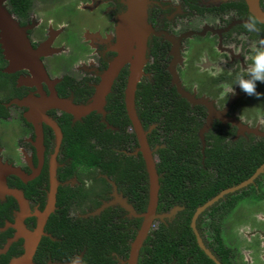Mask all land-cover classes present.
Wrapping results in <instances>:
<instances>
[{
	"label": "flooded vegetation",
	"instance_id": "obj_1",
	"mask_svg": "<svg viewBox=\"0 0 264 264\" xmlns=\"http://www.w3.org/2000/svg\"><path fill=\"white\" fill-rule=\"evenodd\" d=\"M0 7L22 27L43 69V75L36 73L32 66L30 70L22 67L6 72L8 63L0 48V178H3L0 183V257H6L5 264H8L10 259L23 254L24 240L18 235L19 231H35L38 215L48 205L51 176L55 183L52 210L45 218L36 247L42 238L54 240L45 225L48 218L59 211L69 219H87L105 209L118 208L120 220L138 219L140 224V218L128 216L117 204L96 213L102 204L113 199V192L132 205L97 169L82 164L72 167L63 148L62 125L65 122L69 127L83 124L89 116H96L103 129L133 133L124 105L127 125L114 126L105 118L111 114L110 101L121 98L123 104L129 64L121 65L112 79L104 96L102 114L91 110L76 118L46 103L52 96L73 106H84L91 101L102 74L118 57L122 46L119 23L126 11L124 0H22L20 12L11 11L9 0H0ZM250 15L264 21V0H147L146 3L149 32L145 38L141 75L133 92L137 119L139 85H152L154 77L161 73L168 92L163 100L166 106L173 96L181 100L184 124L195 129L201 168L205 169L206 149L214 148L215 153L224 149L231 159L234 150L241 149L245 157L243 172L237 175H233L236 169L229 164L220 175L218 163L211 162L207 171L211 170L213 180L219 175L233 181L195 207L189 218L194 242L211 264H264V83H257L260 97L248 96L235 85V95H224L225 89L234 84L235 75L245 72L251 62V49L264 36V22L258 25L259 35L243 27ZM128 49L132 52L136 46L131 43ZM138 121L147 143V136L151 131L158 132V125L151 122L143 127ZM171 128L172 132L175 127ZM207 134L212 138L206 139ZM158 146L150 148L148 145L153 154ZM136 148L137 142L133 154ZM4 167L15 172L6 173ZM98 179L108 184V192L98 193L102 189ZM233 187L231 192L219 195ZM12 192L23 198L25 209L19 206ZM214 197L216 199L197 213L193 221L210 258L198 247L190 224L196 208ZM174 207L178 209L173 215L153 221L148 232L159 222L165 227L171 224L183 210L182 206L156 212L167 213ZM132 209L136 214L141 213ZM35 250L31 257L33 264H68L72 258L82 257L79 252L69 260L60 261L46 254L37 257V263ZM109 257L112 264H126L127 255L122 259L110 252ZM189 258H185V264H189ZM167 264H173V260Z\"/></svg>",
	"mask_w": 264,
	"mask_h": 264
},
{
	"label": "trees",
	"instance_id": "obj_2",
	"mask_svg": "<svg viewBox=\"0 0 264 264\" xmlns=\"http://www.w3.org/2000/svg\"><path fill=\"white\" fill-rule=\"evenodd\" d=\"M9 3L11 11L22 10V0H9ZM165 85L166 80L161 73L154 77L152 85H139L141 89L137 92V116L143 127L151 122L158 125V132L151 131L147 136L150 148L163 145L154 150L155 170L158 175L155 211H167L173 206H182L183 210L171 224L165 227L159 222L148 232L139 249L136 264H167L170 260H173V264H185L188 256L189 264H211L194 242L188 226L189 218L195 207L233 181L222 179L219 175L213 180L211 170L207 171L211 162L215 165L218 163L222 170H219L220 175L226 171L224 168L228 164L236 169L232 171L233 175H237L243 172L245 157L241 155V149L234 150L232 159L224 149H220L219 153H215L214 148L206 149L203 160L205 169H202L195 129L184 124L181 100L174 99L173 96L166 106V101H163L167 98L165 93H168L164 89ZM169 92L174 95L173 90ZM110 98L111 96L107 103ZM108 108L111 114H107L105 118L109 124L118 127L128 124L121 98L110 101ZM84 121L83 124L76 123L73 127H69L66 122L62 125L64 155L71 159V166L82 164L86 168L97 169L115 184L116 189L137 212H143L147 200L146 174L139 153L132 152L136 147L133 133L103 129L96 116H89ZM171 127H175L172 132ZM205 138L211 139L212 136L207 134ZM97 181L102 187L98 193L108 192V184L102 179ZM101 197L104 198L102 195ZM118 210L105 209L98 216L87 219H69L63 211L54 213L45 225V230L54 240H40L35 250V262H39L37 257L40 255L49 254L51 258L61 261L69 260L79 252H82L84 264H112L110 252L122 259L126 258L139 220H120L117 217ZM5 263L6 257L1 256L0 264Z\"/></svg>",
	"mask_w": 264,
	"mask_h": 264
},
{
	"label": "water",
	"instance_id": "obj_3",
	"mask_svg": "<svg viewBox=\"0 0 264 264\" xmlns=\"http://www.w3.org/2000/svg\"><path fill=\"white\" fill-rule=\"evenodd\" d=\"M146 3L147 0H124L126 11L122 15L119 23V30L121 29L120 31H122V46L118 50L119 55L111 63H109L107 70L104 74H102L101 82L96 86L95 93L88 104L84 106H73L68 103V101L58 99L54 96H52V98H50L49 101L47 100L46 102L50 107H57L62 111L70 114L72 113L76 118L88 113L91 110H95L96 112L102 114L101 107L104 104V96L108 92L112 79L116 76L121 65H123L125 62L129 64V75L124 89L123 105L126 116L130 122L135 140L137 142V148L134 151V154L139 153L146 174V205L143 212H141L140 214H136L133 211L132 207L126 203V200L124 198L113 192L111 194L113 199L108 201L107 203L102 204V206L96 210L97 213L106 206L117 204L120 208L128 213V216L140 218L141 221L139 227L132 241L129 243L127 258L125 260L126 264H136L139 249L147 235L149 228L152 225V222L158 219L162 220L163 218H168L173 215L176 209H178L177 207H174L169 212L161 214H158L155 211L158 191V175L155 170L156 156L153 154V150H151L146 143L145 132L142 130L133 108V92L135 84L141 75V67L142 63L144 62L143 51L145 46V38L147 33L149 32V26L146 23ZM131 43L136 46V49L132 52L130 49H128ZM0 48L2 49V55L4 59L8 63V66L5 69L6 72L19 70L22 69V67H28L30 70V68L33 67L36 73H40L43 75L42 66L36 59L37 53L30 48L29 43L25 38L22 27H20L18 23L14 21L2 7H0ZM130 55L133 56L132 60L129 59ZM40 109L42 108H39L38 111ZM39 113L42 114V110H40ZM47 124H49V122H47ZM3 170L6 173L15 172L14 169H11L9 167H4ZM50 174L53 175V172L50 171ZM50 181L51 192L48 198V205L45 208L44 212L40 214V216L38 215L35 231L32 233H28L20 229L18 235L20 237H23L24 252L20 257L10 259L8 264H33L31 262L32 254L35 250L39 235L42 234V227L45 218L52 210L53 192L55 187L52 176ZM0 183H3V178H0ZM110 184L114 186L112 183ZM241 185L242 184H240L239 186ZM234 189V187L225 189L219 195L226 192H231ZM12 195L15 196L17 202L19 203V206H22L23 209L25 204L23 198L19 195V193L12 192ZM215 199L216 197L210 199L201 207L196 208L190 224L198 247L202 249L203 252L210 258V254L202 247V244L196 234L193 221L197 213H199L204 207L210 205Z\"/></svg>",
	"mask_w": 264,
	"mask_h": 264
},
{
	"label": "clouds",
	"instance_id": "obj_4",
	"mask_svg": "<svg viewBox=\"0 0 264 264\" xmlns=\"http://www.w3.org/2000/svg\"><path fill=\"white\" fill-rule=\"evenodd\" d=\"M264 21H261L255 15H250L247 20L244 21L243 27L249 33L260 34V28L258 25ZM250 64L247 65L244 73H237L234 77V84L229 85L224 95H235V88L238 86L240 91L248 96L260 97L262 94L257 92V83H264V36L256 41L255 46L250 52ZM68 264H84L83 258L80 256L72 258L68 261Z\"/></svg>",
	"mask_w": 264,
	"mask_h": 264
}]
</instances>
